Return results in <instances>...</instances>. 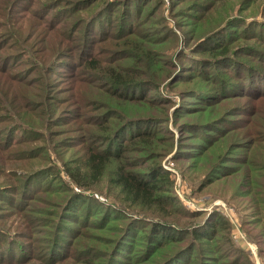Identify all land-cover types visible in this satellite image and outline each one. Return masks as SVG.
Returning a JSON list of instances; mask_svg holds the SVG:
<instances>
[{"label": "rangeland", "instance_id": "374dc122", "mask_svg": "<svg viewBox=\"0 0 264 264\" xmlns=\"http://www.w3.org/2000/svg\"><path fill=\"white\" fill-rule=\"evenodd\" d=\"M52 1L42 0L46 4ZM136 1L138 3L140 0ZM190 1L184 0L183 5L181 3L175 10L171 8L170 11L167 9L158 11L160 15H154L149 24L139 29V33L147 38V41L143 42V49L157 50L156 64L152 67L142 64L145 61L139 51L136 52L129 48L124 51L126 55L122 54L123 48H120L119 43L124 38L129 40L131 35L115 41L120 34H117V31H112L107 41L99 40L96 44H92L94 56L97 59L105 58V62H109L110 59L114 60L112 63L114 66L117 64L126 67L132 66L129 68L131 72L135 70L150 72L154 69L155 78L159 82L157 91L147 93V87H142V89L140 88L142 93H140L138 87H133L128 91L129 93H134L140 98L141 95H146L150 96L149 98L170 100V103L165 105L166 112L169 113L170 121L174 117L176 123L163 122L162 115L156 118L158 119L156 123L150 124L151 132L158 133V135L162 132L158 137L152 138L155 147L160 150L166 146L168 151H171L162 158L161 164L170 170L173 178L172 194L182 205V208L180 205H172L173 208H169L170 213L167 215L154 207V215L148 211L137 212L125 208L119 201L121 196L116 193L115 185L108 181L110 168L115 166L114 163L109 165L100 183L95 187L96 189L84 190L74 186L64 172L65 163L66 166L71 167L72 159L80 161L81 147L97 145L94 140L89 142L88 137L92 136L91 132L93 134L101 132L100 125H104L99 123L102 114L109 118L108 122L111 125L118 122L111 115V106L117 104L119 108L127 110L131 115L147 112L161 115L163 112L159 111V107L148 108L145 104L150 102L127 103V100L113 97L98 87L85 85L77 79L71 81L60 70V64L64 63H60L61 60L55 66L56 69L54 68L46 75L48 86L43 90L46 102L42 100L27 102L28 97L36 92V87L33 86L30 90L27 87L28 84L25 85L24 82L11 86L10 79H27L28 82L35 80L37 75L30 70L35 65L32 64L33 60H39L44 48L47 49L50 42L52 45L56 44L62 34L56 36V30H58L55 28L56 25H52L53 27L49 24L45 25L46 29L43 30L39 23L40 18L36 21L37 18L13 14L11 4L8 3L7 13L3 16L0 15V43L4 46L0 50V57H12L9 60L6 58L7 62L0 65H7L5 69H0V72L4 73L0 75V105L12 106L6 107V110H0V188L8 186V188L13 187L14 189L0 190V264L14 263L12 261L21 257L17 255L18 252L21 250L25 254L28 249H33L32 254L36 258L28 260L24 264H42L38 258L42 259L44 250L51 248L52 240H55L54 250L63 246L65 241L68 242L72 235L83 232L84 224L94 223L103 226L104 222L99 215L102 214L101 207H107L108 203L121 208L119 210H123L124 213L122 215L114 213L119 218L111 217L106 230L90 229L94 240L89 241L92 247L97 248L94 253L96 256L103 254L102 250L111 249L110 255L115 259L107 264H122V260H127L128 263L125 264H130L126 259L127 254H133L135 259L132 258L131 264H148L141 259L146 255L144 247L151 234L148 220L133 218L134 221L129 231H125L121 236L115 229V226L120 225L122 220L124 222V218H129L135 212L141 217L150 216L148 218L151 221L158 219L169 221L181 229L196 223L200 225L201 229L205 220H213L215 216L216 218L220 216L224 221L218 223L208 240L204 238L200 243L201 252L211 255L209 258L211 263L207 264H264V127H262L264 97L257 100L250 96L247 98L249 84L251 82L256 84L262 79V76L257 73L258 69L264 75V59L260 57L261 51H264V0ZM66 2L60 0L59 5L56 6H68ZM188 2L192 6L185 7L184 4ZM132 3L133 1H128V5ZM100 4L102 1L97 0L87 10H82L80 14L87 16L95 11ZM210 4L211 7L205 9ZM152 5L153 1L149 7ZM50 6V4L45 5L47 8ZM56 6L53 9H56ZM181 6L184 8L177 11ZM21 8L16 11L21 12ZM111 9L112 7L109 6L106 10L110 11ZM161 13L166 18H163ZM49 14H52V11ZM111 14L114 19H120L123 16L119 9ZM239 18L241 21L238 20ZM29 19L35 20L36 25L39 26L30 27ZM163 23L168 26L165 33V29L162 28ZM254 23L259 26H255ZM132 24L135 22L132 21ZM215 28H217L215 32L203 36ZM126 29L127 26L123 30ZM39 31H42L40 35L37 34ZM165 34L168 36L163 42L154 44L161 40ZM62 41V46H67L64 44L70 43L68 37ZM223 41L227 42L224 47L219 44ZM34 42L36 43L32 45ZM76 42L78 40L75 38L71 40V44ZM111 42H113L112 45H109ZM213 45L214 47H216L215 45L219 46L217 50H206ZM62 46L57 45L55 51ZM33 48L34 50H32ZM219 49L243 59L246 67L252 66L258 69L251 70L255 73L254 75L250 73L246 75L244 71L235 73L233 68L234 63L237 66L236 59L233 63H231V58L212 61ZM127 55L139 57L140 62L135 63V59L132 58L120 62L119 58ZM164 59L175 63L170 75H168L170 64ZM214 62L217 63L212 65ZM103 66L109 65L104 64ZM238 67L241 70L243 66L238 65ZM94 74L95 84H99L101 82L100 75ZM218 74L230 84L237 85L240 82L246 84V88L229 87L228 94L224 95L223 100L216 101L217 99L214 100L213 97L207 99L204 96L206 92L213 94L217 90V83L220 82ZM238 75L242 77L241 80H238L241 78ZM74 83L76 88L73 87ZM39 92L41 94V91ZM88 98L105 99L108 108L102 109L98 105L102 102H89ZM19 102H27L26 104L29 103V105L22 107ZM212 102L216 105L209 109H207V105L204 106V104ZM236 102H240L246 108L251 104L259 109V113L251 115V121L255 120L259 125L258 140L262 141L256 140L251 144L245 142L247 139L250 142L253 139L252 135L248 136L245 133L250 127V122L247 119L244 122L239 121L240 127L229 130V134L224 136L216 137L213 135L215 132L207 131L211 132V135L199 127L194 128L196 123H201L205 118L219 116ZM48 103H52L50 109H47L46 106L43 109L42 106ZM13 106L17 107L16 115L18 113L23 115L25 117L23 122L28 124L15 119L14 110L11 109ZM42 110L47 111L43 113ZM227 112L220 115V118L226 120L223 117ZM239 113L241 111H235L236 115L232 118H239L237 117L240 116L237 115ZM82 118H86L85 122H82ZM180 121H187L192 125H188L189 128L178 126ZM90 122L96 124L92 126L89 124ZM14 124L20 128L12 129ZM224 124L227 125L226 121ZM28 126H33L31 127L33 130ZM84 129H88L89 133L84 132ZM22 131L25 135L18 137L16 140L19 141L18 143L13 141L10 144V139H6L7 134L10 135V138L11 134H22ZM121 135L125 136L124 131ZM82 140H84L83 143ZM196 142L204 143L203 147L209 142L210 146L208 145V150L202 156L197 151L199 147L195 145ZM101 143L102 141L98 144ZM255 146L263 148L255 151ZM179 150H184V153L179 154ZM236 157L239 159L238 161L235 160ZM220 163H222L221 167H216ZM223 164L232 165V167H247L250 173L241 178L242 170H240L236 174L209 183L208 179L213 178L212 174L217 173V170L224 169ZM28 179L32 181L30 182L31 187L27 191H23L21 189L23 182ZM15 184L16 186H13ZM73 191L82 196L75 198L73 195L66 200V195ZM183 207L189 212L198 213L196 216L185 215L182 212ZM108 211L113 214L116 210ZM116 212L121 213V211ZM23 217L26 218L23 219ZM29 217L30 223L28 222ZM15 232H22L24 236L14 235ZM137 233L139 234L135 237ZM50 237L52 238L49 239ZM114 238H117L116 242H114ZM159 238L160 242H164L163 236ZM46 240L50 241L44 243ZM185 240L183 239V242ZM153 243L156 242L153 241ZM198 243L196 242V244ZM176 244L179 243H174V245ZM166 249L167 247H161L158 253L164 252ZM194 251L192 248L189 249L191 255H194ZM52 256H45V258L54 262L59 255ZM96 260L98 261V258ZM69 263L75 264L73 259L69 258L65 263L56 261L53 264Z\"/></svg>", "mask_w": 264, "mask_h": 264}, {"label": "trees", "instance_id": "16d2710c", "mask_svg": "<svg viewBox=\"0 0 264 264\" xmlns=\"http://www.w3.org/2000/svg\"><path fill=\"white\" fill-rule=\"evenodd\" d=\"M65 1H67L66 4L68 6L65 7L56 6L59 5L60 0H53L52 2L47 3L51 5L50 8H47L45 7V5L47 4L45 2H42V0H0L1 16L7 13L6 8H8V3H10L11 12L13 14L15 15L19 14L20 16L26 15V17L37 18L36 21L40 18L39 23H41L43 30L46 29L45 25L49 24L51 25V27L56 25L55 28L58 29L56 30L57 33L56 36L58 37L60 34H62L61 39H58L56 44L52 45L51 42L50 44L48 42L49 45L47 49L44 48L39 60L37 59L33 60L32 64L35 65L30 70L36 73L37 76L35 77V80L28 82L27 79L20 80L19 78L17 79L14 78V79H10L9 84L13 86L15 84L24 82L25 85L28 84L27 87L30 88V90L31 87L35 86L37 90L33 95L30 93L31 96L28 97L27 102L28 101L38 102L41 100L43 102H46L43 95V90H45V88L48 86L46 75L47 73L52 72V70H54L55 66L58 65L59 61L61 60L60 63L63 62L64 63L60 64L61 67L60 70L71 81L77 79L83 82V84L85 85L98 87L104 90L106 93L108 94L110 93L111 95H113V97L127 100L128 101L127 103L145 101V102H150L145 104L148 108L159 107V111L163 112V114L161 115L155 114L154 112H152L151 114L149 112L147 113L139 112L140 114L131 115L130 113H128L127 110H124L123 108L122 109L119 108L117 104L111 106L110 108L111 115L112 117H115L116 120H118V122L115 125H111V123L108 122L109 118L104 117L105 115L102 114L99 123L104 125H100L101 132L98 133L96 132V134H93L91 132L92 136L88 137L89 142L91 140H94L96 141L97 145L91 144V145H87V147H81L82 153H81L80 161H77L76 159H72L71 167L66 166L65 163L64 172L68 177L69 181L74 186L84 190L96 189L95 187H97L98 184L100 183L103 175L108 170L109 165L114 163L115 166L110 168L111 170L109 169L110 177L108 181L109 183L115 185L114 189L116 190V193L121 196L120 197L121 199H119V201L120 203H122V205L125 208L137 212L148 211L150 214L153 213L152 215L155 214L153 207L159 210L160 212H163L165 215L170 213L169 208L172 209L173 208L172 205L173 206L180 205V207L182 208V205L179 204L180 202H177L176 198H174L172 194L173 178L171 177V172L170 170L163 167L161 164L162 158L171 151H168V148L166 146H164L160 150L155 147L152 138L158 137L162 132L159 135L158 133L151 132L152 127L150 125L153 124L154 122L156 123L158 121V119L156 118L161 117L162 115H163L162 117L164 118L163 122L176 123L174 117H172L170 121L169 113L167 114L168 111L166 112L167 109L165 108L166 107L165 105L170 103V100L165 98H162V100L157 98L156 99L149 98L150 96H146V95L144 96L141 95L140 98L136 96V94L128 92L133 87H138L139 89L140 88L142 89V87H147L146 88L147 93L150 91H157L159 88V84H158L159 82L155 78L156 73L154 72V69L150 70V72L146 70H135L131 72L129 68L132 66L126 67L120 64L114 66L112 64L114 63V60L112 61L110 59L109 62L108 61L105 62V58L97 59L93 54L94 48L92 44H96V42L99 40H101L102 42L107 41L112 31L114 32L117 31V34H120V36L117 39H115V41H118L123 37H128L129 35H131V38L129 40L127 38H124L121 41V43H119V45H121L120 48H123L122 54H125L124 51L128 50L129 48L136 52L139 51L142 53V58L145 61L142 62V64L146 67H152L156 64L155 62L157 59V50L153 48H147L145 50L143 49V42L147 41V38H145L146 37L145 35L139 33L140 32L139 29L149 24L151 22V18L154 17V15L158 14V11L161 10L164 11L165 9H167V11H170L171 8L175 10V8L179 7V5H181V3L184 0H140L138 3L136 0H101L102 4H100L95 9V11L91 12L87 16L86 15L83 16V14H80V12L82 10L84 11L87 10L90 7V5L94 4V2L97 0H65ZM128 1H133V3L128 5ZM151 1H153V5L149 7ZM190 2L184 4V6L185 7L187 5L192 6L190 5ZM55 6L56 9H53L55 8ZM109 6L112 7L110 11L106 10L107 7ZM20 7H22L21 12H17L16 9ZM210 7L211 4L206 6L205 9ZM182 8L184 7L181 6L177 11H181L180 9ZM117 9H119L121 14L123 15L120 19H114L111 16L112 15L111 13H113ZM50 11H52V14H49ZM161 16L163 18L165 17L164 14L162 13ZM238 20L241 21V18H239ZM28 21L30 27H34L37 24L35 20L32 21V19H29ZM132 21H134L135 24H132ZM254 24L257 27L259 26L257 23ZM98 25H103V26H98ZM108 25L109 28H107ZM136 25L139 26L137 27ZM243 25L245 26V23H243ZM125 26H127V29L123 30ZM166 27L168 26H166L163 23L162 28L163 30L165 29L164 33L167 31ZM217 28L210 30L203 36L215 32ZM41 33L42 31L37 32L38 35H40ZM56 36L54 37L56 38ZM167 36L168 34H165V36H163L161 40L154 42V44H159L163 42L165 40V37ZM65 37H68L70 43L64 44L67 46H62V42H63L62 40ZM73 38L77 39L78 42L71 44V40ZM37 39H40V37H37ZM16 41L19 42V40ZM16 41L15 44L17 45ZM36 42H34L32 45H34ZM224 42L225 41L219 44H222V47H224L225 44L227 43ZM112 43L113 42L109 43V45H112ZM57 45H61L62 48H60L59 50L57 49L55 51ZM217 45H215L216 47H214L213 45L207 48L206 50H212V51L217 50V47H219ZM3 47H4L3 44L0 43V50ZM32 50H34V48ZM261 52L262 55L260 57L264 59V51L262 50ZM215 56L212 61H217L218 59L229 60L231 58L232 59L231 63H233L235 62L236 59L237 66H235L236 63H234V68H233L234 69L233 71L235 73L238 71H244L246 75L247 74L249 75V73L254 75L255 73H253L251 70L258 69L252 66L246 67L245 66L246 63L243 59L237 58L232 53L230 54L225 53V51L220 49L216 52ZM11 57L10 56L0 57V65L3 62H7L6 58L9 60V58ZM128 58L135 59V63L140 62V58L135 55L133 56L127 55L119 59L120 62H122L125 59L128 60ZM164 60L168 64H170L171 67L170 73H168V75H170L171 70L174 67L175 63H172L167 59ZM216 63L217 62H214V64L212 65H215ZM104 64L109 66H103ZM238 65L243 66L241 70H239L240 68L238 67ZM5 67H7L6 64L0 66V69L3 68L5 69ZM45 69H47L46 72ZM94 73L100 75L101 82L99 84H95V80L93 79V75H95ZM257 73L260 74V76H262V79L256 84L251 82V84H249L250 88H248V92H247V98H249L250 96L255 100L264 97V75L260 73L259 69ZM3 74H4L3 72H0V75ZM238 76L241 77L240 75ZM218 79H220L219 80L220 82L219 83L216 82L218 84L216 92L213 94L206 92L204 94V96L207 97V99L213 97L215 98L214 100L217 99L216 101L220 99L223 100V98L225 97L224 95L228 94L227 89L229 87L231 88L237 87L244 89L246 88V84L244 83L238 82L237 85L230 84L229 82H227L225 78H221L219 74H218ZM241 79L242 77L239 78L238 80ZM213 82L215 83V81ZM73 87L76 88L75 83L73 84ZM141 89H140V93H142ZM252 90L255 91L252 92ZM39 91H41V94ZM38 97H40V99H38ZM88 101L102 102L98 104L99 107L102 109L108 108L105 103L107 102L105 99L99 100L97 98H88ZM27 102H19V105L22 107L27 106L29 105V103L26 104ZM5 103L7 104V102ZM212 103L204 104V106L207 105L208 107L207 109H209L211 108V106L216 105L215 103L213 104ZM51 105L52 103L44 104L42 108L44 109V107L46 106L47 109H50ZM242 105L243 104H241L240 102H236L233 106H231V108L225 110L228 112L232 111L231 113L227 112L224 115L223 118H225L226 120L220 118L221 117L220 115H222L225 112L224 111L222 114L216 116L215 118H208V119L205 118V120L202 121L201 123L199 122H198L199 124L196 123L197 125L194 128L199 127L203 129L207 134H211V132H207V131H212V133L215 132L213 133V135L216 137L220 135L224 136L229 134V130L237 129L238 127H240L241 124L239 121L244 122L247 119L248 122H250V127L249 130L245 131V133L248 136L252 135L253 139L251 142L248 139L245 142L251 144L256 140L262 141V140H258L259 135L257 129H259V125L256 124L255 120L251 121V115L253 114L255 115L257 112L259 113V109H257L255 106H252L251 104H249L248 108ZM10 106H7L5 104L0 105V110H6L7 109L6 107H10ZM11 109L14 110L13 115L15 114L16 117L15 119L17 121H21L22 123L28 124L27 122H23V119L25 118L23 115H21L20 113L16 115L15 112V110H17L16 106H13V108ZM42 111L43 113H45V111L47 110H42ZM235 111H241V113L237 114L240 115L237 116L239 118H232L235 117L236 115L234 114ZM200 112H203V110H200ZM84 119L86 118L81 119L82 122H85ZM225 121L227 125L224 124ZM89 124H92L93 126L96 123L90 122ZM188 125H192V124H190L187 121L178 122V126L188 127ZM28 127H30L29 129L33 130L31 128L33 126H28ZM262 127H264V122ZM17 128L20 127L14 124L12 129H17ZM83 131L89 133L88 129H84ZM123 131L125 136L121 135ZM25 132L31 133L30 131H25ZM23 134H24L23 131L22 134H11L12 136L10 138H9L10 135L7 134L6 139H10V144L13 141H15L14 143H18L19 141L16 140L18 139L19 136L22 137L25 135ZM83 141L84 140H82V143ZM101 141L102 143L98 144ZM207 143L208 144L205 147H203L204 143L201 142L195 143V145L199 147L197 151L198 153H201L200 154L201 156L203 153H205L208 150L209 142ZM261 148L263 147L255 146L254 150L256 151L257 149H261ZM178 153L183 154L184 150H179ZM235 160L238 161L239 159L236 157ZM222 163H220L216 167H221ZM223 167L224 169L217 170L218 171L217 173L212 174L213 178L208 179L209 183L236 174L240 170H242L241 178L246 177V175L250 173L248 172L247 167L245 168L237 167V166L232 167V165H227V164H223ZM30 182H32L31 179H28L27 181L23 182L21 189L23 191H27L31 187ZM13 186H16V184ZM11 189L14 188L13 187L8 188V186L5 188H0L1 191L2 190L9 191ZM73 195H75L74 196L75 198H80L82 196L79 193L75 194V192L73 191L71 194L66 195L65 197L66 200H68ZM175 202L176 204H174ZM107 205H108L107 207H101L102 214L99 215L101 220L104 222L103 226L94 223L84 224L85 226H83L82 229L83 232H79L77 234L72 235L68 242L65 241L63 246H60L54 250L53 248H54L55 240H52L51 248H49L48 250L46 248L43 252L44 257L42 256V259L38 258V260L42 264L45 262L46 264H53L56 261H58V263H65L68 258L73 259L75 264H107L110 263L111 260H114L115 258H113L110 255L111 249L102 250L104 251V253L101 254L100 256H96V254L94 253L95 250H97V248L92 247V245L89 243V241L94 240V235L92 234L91 230H95L97 228H99L100 231L102 229L106 230L108 227L107 224L109 223V221H111V217L115 216L114 213H117V215H122V213H124V211L119 210L121 208L117 206L109 205V203ZM175 207L178 208V206ZM108 210L121 211V213L115 211L113 212V214H110ZM182 212H184L185 215L189 214L190 216H196L197 215L196 213H198V212H189L185 210L184 207L182 209ZM28 213L31 214L30 212ZM148 217L150 216L141 217L137 215L135 212L134 215L131 214L129 218L128 217L126 219L124 218V222L122 220V223L120 225L115 226L117 233H119L121 236L122 233L124 234L125 231L126 232L129 231L134 221L133 218L136 219L142 218L148 220L151 234L149 235L148 242L144 247L146 255H144V258H141L142 252L139 254V257L143 259V261L147 262L148 264L211 263L209 260L211 255H205L204 253L201 252L202 248L200 247V243H202V240L204 238L208 240L211 237V234L214 233L215 227L218 225V223L224 221L223 218H221L220 216L216 218L215 216L213 220H205V222H203V226L201 229L199 228L200 225H198V223H196L195 225L190 224L181 229L169 221H163L161 219H158L156 221H151ZM25 218L26 217H23V219ZM116 218L119 217L115 216L114 219ZM120 218L123 219L122 217ZM28 222L30 223V217L28 219ZM138 234L139 233H137L135 237ZM182 234H184V236H181ZM14 235H18L21 237L24 236L22 232H15ZM162 236L164 237L163 238L164 242H160L161 240L159 237ZM51 238L52 237H50L49 239ZM28 239L30 240L31 238ZM114 239H115L114 242H116L117 238ZM183 239H186L185 242H183ZM48 241L50 240H46L44 241V243ZM153 241H155L156 243L154 244ZM196 242L199 243L196 244ZM174 243H179V244L174 245ZM161 247L162 248L167 247V249L164 252L158 253ZM191 248L192 250L193 249L195 250L194 255H191L189 252V249ZM116 249L113 251L115 252ZM52 250L53 252H51ZM133 250L134 248L132 249V251ZM32 252L33 249H28L26 250V253L23 254V252H21L20 250L17 255L18 256L20 255L21 257L16 258V261H12L14 263H10V264H24L26 261L36 258L34 257ZM55 254H58L59 256L56 258L54 262H51L53 260L50 261L47 258H45V256L53 257L52 255ZM97 258L98 261L96 260ZM132 258L133 260H135L133 254H127L126 259L129 260L130 264L132 263ZM125 263H128L127 260H122V264Z\"/></svg>", "mask_w": 264, "mask_h": 264}]
</instances>
